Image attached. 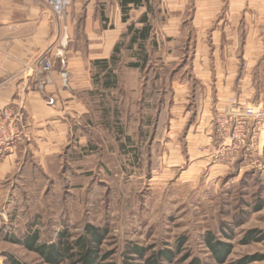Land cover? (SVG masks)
<instances>
[{
	"label": "rangeland",
	"instance_id": "obj_1",
	"mask_svg": "<svg viewBox=\"0 0 264 264\" xmlns=\"http://www.w3.org/2000/svg\"><path fill=\"white\" fill-rule=\"evenodd\" d=\"M180 1L150 0L155 44L143 70L127 66L126 50L114 89L94 70L59 150L26 152L0 179V264H50L22 241L37 232L49 244L64 230L73 240L88 225L105 231L106 264H145L164 250L175 253L159 264H264V60L219 51L211 32L226 22L225 0L206 31ZM133 10L121 34L140 26L145 7ZM247 108L256 114L242 116ZM208 235L229 245L219 259Z\"/></svg>",
	"mask_w": 264,
	"mask_h": 264
},
{
	"label": "crops",
	"instance_id": "obj_2",
	"mask_svg": "<svg viewBox=\"0 0 264 264\" xmlns=\"http://www.w3.org/2000/svg\"><path fill=\"white\" fill-rule=\"evenodd\" d=\"M189 1L197 7L193 15L202 24L201 30L213 27L212 20L220 10L221 0H181L180 4ZM225 2L226 22L219 25L218 20L211 32L212 38L218 39L219 51L231 54L233 59L237 56L244 63L246 55L247 61L262 62L264 0ZM106 5L111 7L110 14L106 8H99ZM204 6L218 8L206 11ZM125 25L118 0H70L62 19H56L41 0H0V109L20 107L26 118L24 141L2 156L0 179L26 152L42 160L59 150L71 130L67 119L72 121L75 114L85 112L80 99L82 93L93 89L92 74L96 70L93 62L109 58ZM76 26L83 41H78L73 33ZM222 38L226 40L220 43ZM44 53L51 57L57 79L61 70L59 56L65 58L70 77L67 87H61L57 80L55 87L49 86L44 92L37 90L38 75L33 63ZM250 68L247 65V70ZM250 86L247 93L256 97L257 89ZM99 87L102 88L100 84ZM48 99L53 103H47Z\"/></svg>",
	"mask_w": 264,
	"mask_h": 264
},
{
	"label": "trees",
	"instance_id": "obj_3",
	"mask_svg": "<svg viewBox=\"0 0 264 264\" xmlns=\"http://www.w3.org/2000/svg\"><path fill=\"white\" fill-rule=\"evenodd\" d=\"M121 10V20L126 23L129 19V13L133 9L145 7V11L138 18L140 26L135 23H129L126 31L122 33L114 44L112 53L109 58L97 59L93 62L96 68L95 80L102 88L114 89L116 87V75L114 68L121 60L124 50L131 51L134 60L127 62V66L143 70L148 61L147 45L149 42L155 44L152 37V22L149 14L152 12L150 0H118ZM105 231L92 226L85 228L84 234L75 239H71L68 231H62L55 242L49 244L38 243V233L34 232L28 235L22 244L28 249L37 252L41 257L50 264H60L68 262V264H106L107 253H103L100 249ZM249 238H255L250 235ZM19 242V240H17ZM207 245L211 248L215 256L221 257L229 250V245L214 241L212 236H207ZM142 249L140 247L131 246L127 249L129 254H137L141 256ZM175 252L164 250L156 252L145 259V264H159L161 259L170 260ZM219 259V258H218ZM9 264H20L10 257ZM125 264H133L125 261ZM190 264H200L196 259Z\"/></svg>",
	"mask_w": 264,
	"mask_h": 264
},
{
	"label": "built area",
	"instance_id": "obj_4",
	"mask_svg": "<svg viewBox=\"0 0 264 264\" xmlns=\"http://www.w3.org/2000/svg\"><path fill=\"white\" fill-rule=\"evenodd\" d=\"M50 8L56 19H62L70 4V0H41ZM61 70L58 73V79L54 72V65L51 57L44 53L39 56L33 63V69L37 73L36 88L44 92L49 86H56L57 80L61 87H67L69 83V73L66 69V60L60 55ZM48 103H53L52 99H48ZM256 113L247 108L242 116H252ZM25 112L20 107H3L0 109V158L20 143L25 138ZM239 136H234L238 138Z\"/></svg>",
	"mask_w": 264,
	"mask_h": 264
}]
</instances>
